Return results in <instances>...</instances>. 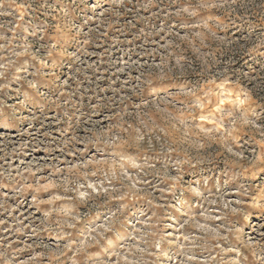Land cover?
<instances>
[{"label": "clouds", "instance_id": "1", "mask_svg": "<svg viewBox=\"0 0 264 264\" xmlns=\"http://www.w3.org/2000/svg\"><path fill=\"white\" fill-rule=\"evenodd\" d=\"M51 2L56 8L54 23H29L25 31L35 38L34 43H39L43 32L45 44L41 47L46 56L59 52L72 65H78L82 75L87 64L84 57L89 55L87 47L98 39V29L89 26L92 17L77 11L88 0ZM104 2L96 0L98 7ZM107 3L110 17L130 12L145 20L160 19L161 26L153 28L150 35L163 33V43L143 53L159 57V62L125 65L126 69L135 67L140 75L127 89L114 90L107 102H102L111 112L106 123L95 118L103 116L100 104L91 100L85 103L88 92L79 87L83 81L77 72L70 77L77 87L73 89L65 80L67 94L53 100L39 92L35 79L47 66L45 56L38 55L39 49L32 53L28 41H21L19 35L0 34V92L6 93L12 82L27 84L36 90L42 109L54 107L58 115L70 118L73 135L65 139L61 151L82 143L85 156L80 159L94 151L93 159L99 158L98 163L115 162L124 169L118 175H107L100 168L92 171L87 165L78 167L71 180L60 182L63 191L44 201L52 207L41 223L63 246L58 243L54 251L45 250L25 259L22 253L35 245L20 248L6 236L0 237V264H52L57 257H64L62 264H98L92 253L81 255L77 245L68 241L74 238L69 230L77 227L78 220L89 224L101 218L107 228L92 229L95 241L109 252L121 251L122 245L132 253L126 264H264V235L256 238L245 231L250 209L264 212V108L258 103L264 102V0ZM40 6L38 2L37 12ZM10 7L6 0L0 3V16ZM144 12L150 16L144 17ZM25 53L38 56L41 64H14ZM241 62L256 69L255 73L240 70ZM25 64L35 71L29 73ZM52 79L58 80L55 73ZM81 128L83 136L76 134ZM26 147L25 143L11 148L3 143L0 161L19 158ZM34 165L37 170L45 166L34 161L13 169L11 163L7 167L0 163V181L13 182L15 195H22L27 189L20 185L29 182ZM165 191L174 194L172 199L184 201L175 209L180 213L177 220L183 223H177L179 234L172 240L164 233L171 225L163 224L160 207L152 206L153 201L162 206ZM140 193H144L147 207L136 209L130 216L128 200L134 195L139 199ZM110 200L122 203L103 207ZM6 205L5 199L0 208L7 211ZM82 206L86 210H81ZM11 231L15 236L24 227ZM129 231L134 248L124 242ZM162 241L176 246L174 256L159 251ZM68 249L71 254L65 255Z\"/></svg>", "mask_w": 264, "mask_h": 264}, {"label": "rangeland", "instance_id": "2", "mask_svg": "<svg viewBox=\"0 0 264 264\" xmlns=\"http://www.w3.org/2000/svg\"><path fill=\"white\" fill-rule=\"evenodd\" d=\"M6 2L11 7L8 9L7 14L0 16V26H2L0 27V34L6 33L9 37L19 35L21 41H28L32 53L36 54L37 49H39L38 55L45 56L47 66L35 78L38 81L39 92L53 100L67 94L68 89L64 86V81L68 80L71 87L75 89L77 83L72 81L70 77L73 72H77V75L83 81L79 87L88 92V96L84 98L85 103L91 100L94 105L100 104L103 116L95 118L102 119L105 123L107 122L106 118L111 116V112L103 107L102 102H107L114 90L127 89L130 82L135 81L140 75L135 67L126 69L125 65H132L133 62L145 65L152 63L153 60L159 62V57L153 58L143 53L145 49H153L157 46V43H163V40H161L163 33L157 36L150 35L153 28L161 26L160 19L150 17L145 20L142 17L132 15L130 12L118 18L110 17L106 13V9L109 7L107 0L99 7L96 0H88V3L81 5L77 11L81 14L87 13L92 17L89 26L98 29L96 32L98 39L94 44L87 47L89 55L84 57L87 64L84 73L81 75L78 72L79 66L72 65L59 52L54 57L46 56L44 48L41 47L45 44L43 32L40 34L39 43H34L35 38L29 36L25 31V25L29 23H54L53 16L56 8L51 0H48V2H44V0H6ZM38 2L42 6L37 12ZM0 3H5V0H0ZM133 4H135V0H133ZM129 7L131 8V6ZM92 9H95L94 14ZM143 16L149 17L150 14L144 12ZM2 43L3 39L0 38V44ZM20 51L23 52L24 49L21 48ZM25 61H31L37 66L41 64L38 56H29L27 53L17 57L14 64L19 65ZM88 64L93 65V68H88ZM25 68L29 73L35 71L27 64H25ZM239 68L242 71H252L253 73L256 71V69L243 62L240 63ZM0 71H3L2 67H0ZM53 73L58 77V80L52 79ZM28 78L33 79L31 75ZM93 90H95V94ZM0 101H2L0 102V146L3 143H8L11 148L12 145L19 147L20 143L27 144L24 151L20 153L19 158L15 156L6 157L0 163H3L5 167L11 163L13 169L17 165L23 166L34 161H39L45 165L39 170L34 165L32 173L30 175L25 174L29 175V182L20 185L27 189L22 195H15L16 186L13 182L0 181V203L4 202L5 199L7 200V211L0 208V237L6 236L13 242V246L18 245L20 248H24L25 244L35 245L34 248H28L22 253L25 259H29L31 255L45 250L54 251L58 243L63 246V242L58 241L56 234L48 231L45 225L41 223L44 220L46 211H50L52 207L44 201L50 200L53 195H59L63 191L60 182L65 181L66 178L71 180L73 171L86 165L91 167L92 171L100 168L107 175H118L124 169L115 162L105 164L103 161H99L98 163L99 158L97 160L93 159L95 156L94 151L87 154L86 159H80L79 157L85 156L84 151H82L85 146L82 143L77 144L74 148L70 145L71 150L61 151L64 148L65 139L73 135L69 131L70 118L58 115L59 110L54 107H44L42 109L40 97L36 94V90L30 88L27 84L12 82L9 84L6 93L0 92ZM258 103H261V108H264V102ZM41 111H43L42 120L40 119ZM76 134L83 136L84 129H77ZM169 135H174V133L170 132ZM57 169H60V171H57ZM155 195L159 196V193L157 192ZM173 195V193L165 191L162 206L158 201L152 202L153 207H160L161 222L171 225L164 229V233L168 235V240L174 239L179 234L176 230L177 223H183V220H177L180 213H176L175 209L184 201L182 199H172ZM175 195L178 198L180 196L178 192ZM120 203L122 201L110 200L103 207H111ZM147 204L148 201L144 199V193H140L139 199L134 195L132 199L128 200L129 215L131 216V213L138 208L147 207ZM81 210L86 209L82 206ZM250 212L252 215L246 222L245 231L250 236L259 238L264 235V212L254 208L250 209ZM148 215H151V213L149 212ZM184 219H187V217H184ZM132 222L134 223L135 220ZM21 226L24 227V231L13 236L11 230ZM106 228L103 218L98 223L92 222L89 224L78 220L77 227L69 230L73 233L74 238L68 242L77 245L81 255L92 253L98 264H105L107 260H110L111 264H126L132 258V253L123 248L122 245L121 251L109 252L107 248L102 247L100 243L95 241L92 229L101 230ZM192 231L196 230L193 229ZM33 232L36 234L33 235ZM121 239L124 241L123 237ZM124 242L130 248L135 247L131 241L130 231L128 239ZM159 251L174 256L177 248L168 241H162ZM70 254L71 249H68L65 255ZM199 259L203 258L200 257ZM63 260L64 257H57L52 260V264H62Z\"/></svg>", "mask_w": 264, "mask_h": 264}]
</instances>
